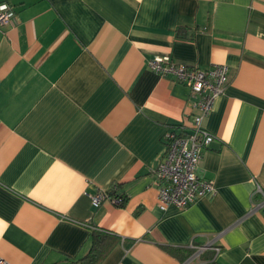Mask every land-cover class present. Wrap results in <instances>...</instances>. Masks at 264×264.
<instances>
[{"label":"crops","instance_id":"obj_1","mask_svg":"<svg viewBox=\"0 0 264 264\" xmlns=\"http://www.w3.org/2000/svg\"><path fill=\"white\" fill-rule=\"evenodd\" d=\"M0 3L1 260L69 264L98 231L117 238L99 264H264V0ZM155 56L228 68L197 170L215 194L183 210L158 207L154 171L195 111ZM100 190L124 205L93 207Z\"/></svg>","mask_w":264,"mask_h":264},{"label":"built area","instance_id":"obj_2","mask_svg":"<svg viewBox=\"0 0 264 264\" xmlns=\"http://www.w3.org/2000/svg\"><path fill=\"white\" fill-rule=\"evenodd\" d=\"M15 12L7 3H0V27L8 26ZM148 65L160 77L183 85L189 91L190 105L195 111L192 116L189 132L173 129L164 134L166 151L154 171L157 179L158 207L165 210L172 205L183 210L207 195H214L213 182L200 177L197 173L198 164L203 150L208 148L213 137L203 128L205 119L212 111L213 105L228 85V68L222 64L212 65L202 70L173 62L169 57H153ZM260 194L262 200L255 207L264 208V191L257 185L253 193ZM93 207H99L104 201L116 206L122 204L121 198H112L106 190L89 195ZM193 257H198L205 250L212 249L216 254L219 248L212 246L190 245ZM0 264H7L0 259Z\"/></svg>","mask_w":264,"mask_h":264},{"label":"trees","instance_id":"obj_3","mask_svg":"<svg viewBox=\"0 0 264 264\" xmlns=\"http://www.w3.org/2000/svg\"><path fill=\"white\" fill-rule=\"evenodd\" d=\"M107 193L109 196H111L109 191H107ZM122 201L123 202L120 205L121 207L124 205V199H122ZM90 237L91 246L88 253L81 259L70 261L69 264H74L76 262H82L83 264H99L107 255L113 243L117 241V238L113 235L101 233L98 231H93L90 234ZM163 249L169 252L171 255H176L175 252L168 247H164ZM189 251L190 254L193 253V250L190 249Z\"/></svg>","mask_w":264,"mask_h":264}]
</instances>
